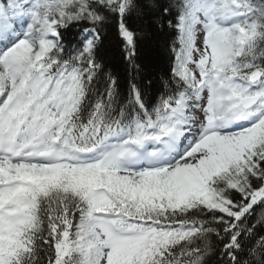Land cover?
I'll return each instance as SVG.
<instances>
[{"label":"snow or ice","instance_id":"6c2138e0","mask_svg":"<svg viewBox=\"0 0 264 264\" xmlns=\"http://www.w3.org/2000/svg\"><path fill=\"white\" fill-rule=\"evenodd\" d=\"M0 264H264V0H0Z\"/></svg>","mask_w":264,"mask_h":264}]
</instances>
